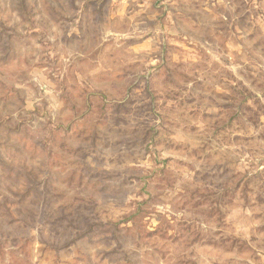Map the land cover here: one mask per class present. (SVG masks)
<instances>
[{"label": "rangeland", "instance_id": "374dc122", "mask_svg": "<svg viewBox=\"0 0 264 264\" xmlns=\"http://www.w3.org/2000/svg\"><path fill=\"white\" fill-rule=\"evenodd\" d=\"M0 264H264V0H0Z\"/></svg>", "mask_w": 264, "mask_h": 264}]
</instances>
